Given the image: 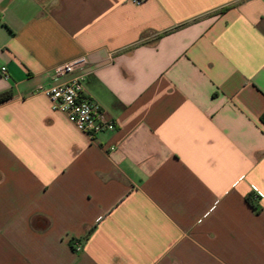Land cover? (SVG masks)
Instances as JSON below:
<instances>
[{"label":"crops","instance_id":"crops-1","mask_svg":"<svg viewBox=\"0 0 264 264\" xmlns=\"http://www.w3.org/2000/svg\"><path fill=\"white\" fill-rule=\"evenodd\" d=\"M81 55L92 139L38 91ZM3 65L0 264H264V0H0Z\"/></svg>","mask_w":264,"mask_h":264},{"label":"built area","instance_id":"built-area-1","mask_svg":"<svg viewBox=\"0 0 264 264\" xmlns=\"http://www.w3.org/2000/svg\"><path fill=\"white\" fill-rule=\"evenodd\" d=\"M142 1L132 0L134 4ZM86 64V56L81 55L55 65L51 69L50 83L40 85L38 91L48 97L53 111L65 114L77 130L92 139L97 134L114 131L116 125L95 101L83 94V83L87 76L83 70ZM0 72L6 76L5 65L0 67ZM255 195L259 200V195Z\"/></svg>","mask_w":264,"mask_h":264},{"label":"trees","instance_id":"trees-1","mask_svg":"<svg viewBox=\"0 0 264 264\" xmlns=\"http://www.w3.org/2000/svg\"><path fill=\"white\" fill-rule=\"evenodd\" d=\"M11 96V93L10 92H5V93H2L0 94V102L2 101H5L7 100L8 98H10ZM261 121L264 122V112L263 114L261 115ZM246 202L249 204V206H251V208L255 211V212H258L259 211V206L257 205V198H256V195L255 193H249L247 196H246Z\"/></svg>","mask_w":264,"mask_h":264}]
</instances>
